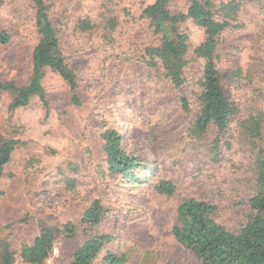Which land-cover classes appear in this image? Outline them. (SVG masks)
I'll return each instance as SVG.
<instances>
[{"label": "rangeland", "instance_id": "obj_1", "mask_svg": "<svg viewBox=\"0 0 264 264\" xmlns=\"http://www.w3.org/2000/svg\"><path fill=\"white\" fill-rule=\"evenodd\" d=\"M54 2L57 9L72 7L71 16L86 11L96 20L117 17L114 42L110 43L115 55L138 42L147 43L153 32L151 23L139 15L154 0ZM76 2L78 8L73 10ZM230 2L212 0L216 20L227 18L231 23L221 34L218 63L222 70L233 72L223 85L239 107L238 118H243L264 113V0L244 1L236 13L226 16L224 5ZM188 4V0H175L170 8L186 11ZM30 11L28 0L0 3V29L11 36L8 42L0 43V82L23 85L32 78L37 36ZM179 28L189 36L194 59L193 49L203 42L204 29L188 18ZM73 37L69 42L72 51L67 55L72 66L79 69L77 92L83 106L72 102L70 88L51 70L43 83L49 111L38 94L27 106L12 109L17 93L0 90V145L11 134L23 141L0 176V253L8 243L14 254L13 264H29L20 258L21 246L48 226L56 244L46 264L71 262L73 253L91 232L111 235L94 264H113L108 255L124 258L121 264H198V258L172 234L180 198L160 194L151 186L160 177L185 181L190 185L187 195L217 202L218 220L232 230L241 229L254 216H264L250 206L255 166L245 145L235 141L225 161L218 165H211L199 154L184 155L178 164L181 151L167 139L160 121L149 119L152 113L147 109L158 99L159 88L145 80V66L136 60L114 59L108 55L110 48L93 47L96 37L83 40L80 33H73ZM194 60L192 79L198 78L203 69L202 62ZM98 62L102 66L96 69ZM189 96L194 99L193 88H189ZM46 113H53V118L46 120ZM97 117L101 126H106L107 120L122 132L128 151L136 150L141 158L154 159L153 174L141 168L135 176L109 175L100 154L87 148L83 137L86 120ZM237 125L235 122L233 126L236 133ZM148 177L152 179L146 181ZM96 198L106 212L99 225L89 226L82 221L83 207ZM68 222L72 232L65 229Z\"/></svg>", "mask_w": 264, "mask_h": 264}, {"label": "trees", "instance_id": "obj_2", "mask_svg": "<svg viewBox=\"0 0 264 264\" xmlns=\"http://www.w3.org/2000/svg\"><path fill=\"white\" fill-rule=\"evenodd\" d=\"M28 1L32 9L29 18L37 36L32 52V78L23 85L13 81L0 82V90L17 93L11 104L12 109L27 106L32 97L38 94L49 111L43 84L49 70L55 72L70 88L72 102L83 106V100L77 92L79 69L72 66L67 55L72 51L69 42L74 40L73 33H80L83 40L96 37L97 45L93 47L110 48L107 49L108 55L114 59L118 56L121 62L136 60L145 66V80L159 88L158 99L152 101L147 109L148 113H152L149 119L153 121L156 117L167 139L181 151L178 164L184 155L199 154L211 165H218L225 161L226 152L235 141L247 147L249 159L255 166L251 175L255 191L250 198V206L264 212V113L238 118L241 114L239 107L231 100L223 85V81L230 79L233 72L222 70L218 63L221 34L231 23L227 18L216 20L212 0H188L187 10L178 12L170 8L175 0H154L139 15V18L152 25L149 41L144 44L138 42L130 47L132 49L125 53L118 52L117 55L115 48L110 47L118 25L117 17L96 20L86 11L71 16L72 7L57 9L54 0ZM244 1L248 0H231L228 5H224L226 16L236 13ZM77 5L76 2L73 10H77ZM187 18L202 27L205 33L203 42L193 49L194 59H199L203 67L196 79H192L190 73L191 63L195 60L191 58L189 36L179 28L180 23ZM10 39L9 33L0 29V43ZM83 43L86 45V41ZM101 66L98 62L96 69ZM189 88L195 92L193 100L189 96ZM156 113L162 114L156 116ZM47 118H53V113H46ZM58 119L61 117L58 116ZM98 120L99 117L94 121L91 118L86 120L83 137L88 143L87 148L100 154V161L109 175L135 176L136 170L141 168H148L153 174L155 161L152 157L144 159L136 150L128 151L122 132L109 121H104L106 126H101ZM235 122L239 126L237 133L233 129ZM20 142L23 141L11 134L1 143L0 176L13 159ZM151 179L148 177L146 181ZM186 183L160 177L151 186L160 194L180 198L172 234L180 245L198 258V264H264V216H254L241 229L232 230L218 220L219 204L187 195L190 185ZM105 212L106 207L96 198L90 205L83 207L82 221L89 226H97L103 221ZM71 225V222L66 223L65 229L72 232ZM110 240V234L91 232L73 253L68 264H94ZM55 244L53 230L45 226L31 242L22 244L20 258L29 264H46L54 252ZM107 259L113 264H121L125 260L116 255H108ZM13 262L14 254L7 243L0 253V264Z\"/></svg>", "mask_w": 264, "mask_h": 264}]
</instances>
